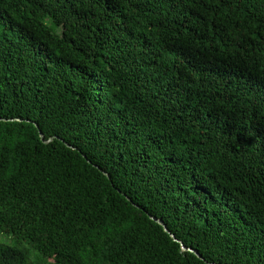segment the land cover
Wrapping results in <instances>:
<instances>
[{
  "label": "trees",
  "instance_id": "1",
  "mask_svg": "<svg viewBox=\"0 0 264 264\" xmlns=\"http://www.w3.org/2000/svg\"><path fill=\"white\" fill-rule=\"evenodd\" d=\"M0 264H264V0H0Z\"/></svg>",
  "mask_w": 264,
  "mask_h": 264
},
{
  "label": "water",
  "instance_id": "2",
  "mask_svg": "<svg viewBox=\"0 0 264 264\" xmlns=\"http://www.w3.org/2000/svg\"><path fill=\"white\" fill-rule=\"evenodd\" d=\"M40 135H41L42 140H43L44 142H46V143H48V142H50V141H52L53 139L56 138V136H51L50 138L46 139L41 131H40ZM58 138H59V137H58ZM62 140H63V141L66 143V145H68L69 147H72V148H74V149L76 148V147H74L73 145H71L69 142L65 141L64 139H62ZM83 155L86 157L85 154H83ZM104 172H105V171H104ZM105 174H107V172H105ZM107 175H108V174H107ZM128 198L131 200L130 197H128ZM150 216H151V218H153L156 222H158L159 224H161V225L164 227V229H165L166 231L169 230L168 227H167V225L165 224V222H164V220H163L162 218H156V217H154V216H152V215H150ZM171 235H172V237L174 238V240L179 241V240L176 238V236H175L174 234H171ZM179 242L181 243V246H182V249H183V250H190V251H192V252H195V254H196L198 257L203 258L202 255H201L197 250H194V249H192V248L186 246V245H185L183 242H181V241H179Z\"/></svg>",
  "mask_w": 264,
  "mask_h": 264
}]
</instances>
